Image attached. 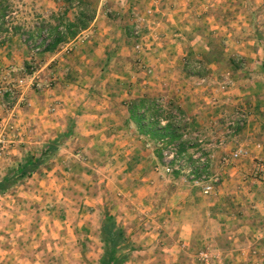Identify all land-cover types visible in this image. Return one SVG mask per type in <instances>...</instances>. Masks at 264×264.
I'll return each mask as SVG.
<instances>
[{
	"label": "rangeland",
	"instance_id": "1",
	"mask_svg": "<svg viewBox=\"0 0 264 264\" xmlns=\"http://www.w3.org/2000/svg\"><path fill=\"white\" fill-rule=\"evenodd\" d=\"M84 1L94 11L88 28L49 53L43 50L48 22L57 24L55 18L65 9L72 18L77 1L1 0L12 31L0 19V46L6 44L0 55L7 53L0 63V87L32 77L41 87L26 83L0 95V123L12 126L0 161L19 127L34 140L40 132L47 137L41 149L23 151L5 167L0 180L27 154H40L45 146L51 151L36 170L0 194V264H98L108 226L125 232L123 264H163L139 258L144 250L137 243L148 235L160 241L144 248L147 254L158 259L173 254L172 264L234 263L227 238L236 222L226 225L220 236V228H214L218 224L203 222L201 209L217 199L228 169L240 167L245 190L254 181L264 183V146L244 132L235 136L247 126L248 112L256 113L251 97L264 99V71L253 66L264 60L263 51L252 45V35L262 26L255 21L254 0ZM14 49L27 58L25 65L9 60ZM233 84L245 93L243 105L222 103L218 97ZM211 89V104L204 105ZM141 97L155 99L166 112L175 110L189 133L185 170L189 157L201 153L209 179L193 182L186 172L164 171L157 143L141 135L129 119L128 104ZM37 108L32 119L30 109ZM204 110L213 112V119L204 121ZM258 123L264 131V117ZM227 145L233 150L223 152ZM238 150L245 154L236 158ZM250 156L257 158L248 168L244 159ZM207 186L211 189L204 193ZM222 204L229 207L231 202ZM187 224L196 228L191 242L166 246L179 226Z\"/></svg>",
	"mask_w": 264,
	"mask_h": 264
},
{
	"label": "crops",
	"instance_id": "2",
	"mask_svg": "<svg viewBox=\"0 0 264 264\" xmlns=\"http://www.w3.org/2000/svg\"><path fill=\"white\" fill-rule=\"evenodd\" d=\"M254 6V9L257 8L254 11L255 17H256V22L260 21V24H262L261 27L258 28L257 32L255 35H252V45L253 47L259 52L258 50H262L264 53V12H262L261 8L264 6V0H254L253 2H250V4ZM258 17V18H257ZM17 35L13 36L11 39H15ZM13 45V43L11 44ZM258 45V47H256ZM260 46V47H259ZM241 49L240 47H237ZM6 49V44L0 46V51H4ZM239 52V51H238ZM240 53V52H239ZM7 54V53H6ZM5 54V55H6ZM0 55V63L2 64L6 58ZM9 60L12 59L14 60L12 63L16 64L17 66H23L25 65V61L27 58H25L21 53L17 50H13L12 55L8 57ZM260 62H256V64H252L254 67H256L257 70H263L264 71V64H261V61L264 62L262 58L259 60ZM259 81V80H257ZM256 87L259 86V82H256ZM264 87H261V90ZM257 90V88H255ZM215 90H210L208 91L209 94L211 95L206 97L204 96V105L211 104L210 100L214 96L212 93ZM219 93V92H218ZM242 96H245V93H242L238 88H236L235 84L233 86L226 90L224 95H220L218 97L223 98L222 103L229 102V105L233 104H242ZM264 96V95H263ZM23 97V96H22ZM22 99V98H21ZM228 99V100H226ZM252 101H255L253 103V106L256 107V113L253 112H248V123L247 126L242 129L241 131H236L235 136H241L239 133L244 132V136H254L256 139L260 141V143L264 146V131H260L259 128L257 127L259 125L258 120H260V117H264V99L263 101L257 100L256 97H251ZM254 99V100H253ZM261 99V98H260ZM35 104V103H34ZM41 105V104H39ZM205 109V108H204ZM15 111V110H14ZM30 111H33V115L30 116L31 118H37V115L40 111L39 108L37 109H30ZM262 112V113H261ZM17 115L22 114L20 110H16ZM24 115V114H23ZM210 117L208 118V116ZM220 115V114H219ZM217 115V117H220ZM213 112H206L204 110V121H209L213 119ZM0 117H2V110L0 109ZM3 118V117H2ZM33 119V118H32ZM3 120V119H1ZM0 120V121H1ZM21 123V119L18 121V125ZM18 131V137H12L13 139L10 140V144L8 145L6 151L4 152L3 159L0 161V174L5 167L9 166L15 159L20 158L21 153L23 151H30L32 149L38 148L41 149V144L44 143L46 139V135H42L43 132H40L39 138H36L35 140L32 138L33 136H26L23 134L22 128L19 127L17 129ZM236 138V137H235ZM244 138V137H243ZM22 143V145H20ZM259 144V146H261ZM258 146V145H257ZM257 148V147H256ZM233 150V147H230V145H227L225 150H222L223 152ZM262 147L258 149V151H261ZM252 151H254L252 149ZM221 152V150H220ZM27 153V152H26ZM258 153V152H257ZM264 154V153H263ZM252 157V156H250ZM257 158V156H254L250 159H244L245 162H247V167L250 168L253 166L252 159ZM243 161V160H242ZM245 167V166H244ZM238 171H241L240 167H235L226 170L223 172L224 174V181L222 184V187L219 188L216 192L215 195H217L216 200H211L208 202H205L204 207L201 209L202 216H203V222L204 220L206 221V225H208V221L211 220L215 224V227L220 228V231H218V235L222 236V233L224 232V227L228 225L230 222H236V225L231 232L229 233L230 238H227L229 240V249L234 253L232 256L234 259V263L232 262L231 264H236V263H242V264H247L251 262H264V202L257 203L256 201L259 200L260 198L264 197V183H257V181H254V183L250 184L247 189L245 190L244 186H242V179L243 177H240V174ZM246 171V169L244 170ZM225 175H229V177L232 178H227ZM259 189H261L263 192L260 195L259 192H261ZM227 197V198H225ZM4 198L5 195H4ZM3 198H0V200ZM225 199H229L231 204L226 206L225 204H222ZM252 202V203H251ZM252 204V205H251ZM236 211L234 213L233 211ZM229 208L231 211H229ZM4 214V213H2ZM153 223V220H152ZM154 225L157 226V223ZM193 226V227H192ZM222 227V228H221ZM155 229V227H153ZM195 226L194 225H180L178 228V234L176 235L175 239H170L167 240L165 243H167L166 246H179L182 244L187 245L191 242V239L193 237V231H195ZM205 229V228H204ZM217 232V231H216ZM149 236V235H148ZM143 236L140 238V242L137 243L141 249L143 248L144 251H141L138 253L139 258H141V261L144 263H155L156 261H162L163 264H172L175 262L176 258L173 254H166L164 256L156 257L155 254L151 253L147 254L145 249L147 247H152V245L155 243L156 240V235L151 236L154 238H151L150 236ZM215 236H209V235H204V239H208L209 241H214L218 240L216 238L215 240L213 239ZM218 237V236H216ZM203 239V240H204ZM212 239V240H211ZM39 241V240H38ZM159 241H156V245L158 246ZM40 241L38 242V244ZM163 244V243H162ZM213 247L214 245L211 244ZM41 246V245H40ZM37 247V246H36ZM145 248V249H144ZM141 255V256H140ZM229 264V261L226 262ZM225 263V264H226Z\"/></svg>",
	"mask_w": 264,
	"mask_h": 264
},
{
	"label": "trees",
	"instance_id": "3",
	"mask_svg": "<svg viewBox=\"0 0 264 264\" xmlns=\"http://www.w3.org/2000/svg\"><path fill=\"white\" fill-rule=\"evenodd\" d=\"M74 0H66L72 4ZM77 1L75 13L72 18L67 16L68 11L65 9L56 18L57 24L52 25L48 22L46 27V39L43 43V50L52 53L60 45L66 44L76 37L82 31H85L89 23L94 18V11L90 8V4L84 0ZM7 9L0 0V19L3 20ZM3 25V23H1ZM15 29V28H14ZM37 32H42L44 27L36 28ZM7 32V31H6ZM47 41V42H46ZM165 110L157 106V101L152 98L141 97L133 100L128 104V112L130 121L136 126L141 135L146 136L149 140L157 143V155L162 160L163 146H167L173 142L178 143V153L183 159L185 152L189 149V133L182 128L183 122H179L173 115L175 112ZM180 114V112L178 113ZM164 122V124H162ZM51 151V147H44L40 154H27L24 162L20 164L11 174H8L0 180V194L6 193L17 181L26 177L29 173L37 169L41 159L47 156ZM185 158V157H184ZM184 160V159H183ZM189 164L194 166L192 156L189 157ZM180 174L174 172V174ZM203 174V170L194 169L193 180H198ZM103 255L98 264H123L125 257L121 252L126 247L125 232L121 228H108L103 231Z\"/></svg>",
	"mask_w": 264,
	"mask_h": 264
},
{
	"label": "built area",
	"instance_id": "4",
	"mask_svg": "<svg viewBox=\"0 0 264 264\" xmlns=\"http://www.w3.org/2000/svg\"><path fill=\"white\" fill-rule=\"evenodd\" d=\"M2 21L7 23V29L8 31H12L10 27V15L6 16ZM35 77H32L29 79L27 83V86H36L37 88L41 87V84L35 82ZM26 83L23 84V80L18 79V80H8L5 82V87H0V95L3 94L5 91L12 92L14 88H22L23 86H26ZM22 98V96H21ZM164 124V122H162ZM12 130V126L8 125V123H0V156L2 155L4 149L6 148V137H7V132H10ZM201 140H198V143H200ZM178 144H169L168 147L166 146L165 150H163L162 153V163H163V169L166 173H174V172H179V173H184L186 172L189 174L190 180L193 182H204L206 179H209L208 173L206 171L207 169V162L205 161L204 157L201 155V153H196L193 154L192 158L194 160V166L191 164H188L186 167L187 169L185 170V164L184 161H182L181 156L178 153ZM245 154L243 150H238L235 154L234 157H238L240 155ZM194 169H199L203 170V174L201 173V176L198 180H193V171ZM185 170V171H184ZM261 177L264 178V168L261 167L260 169ZM210 187H206L204 193H208Z\"/></svg>",
	"mask_w": 264,
	"mask_h": 264
}]
</instances>
